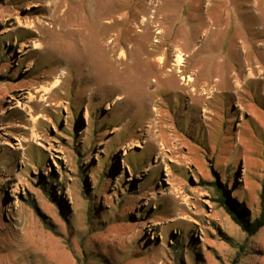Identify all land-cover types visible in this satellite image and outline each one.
Wrapping results in <instances>:
<instances>
[{
	"label": "rangeland",
	"instance_id": "rangeland-1",
	"mask_svg": "<svg viewBox=\"0 0 264 264\" xmlns=\"http://www.w3.org/2000/svg\"><path fill=\"white\" fill-rule=\"evenodd\" d=\"M148 1L0 0V264H264V0Z\"/></svg>",
	"mask_w": 264,
	"mask_h": 264
},
{
	"label": "trees",
	"instance_id": "trees-1",
	"mask_svg": "<svg viewBox=\"0 0 264 264\" xmlns=\"http://www.w3.org/2000/svg\"><path fill=\"white\" fill-rule=\"evenodd\" d=\"M105 165L106 164L104 163L103 168ZM212 184H215L216 187L217 201L227 210L232 220L235 221L242 228V230L247 232L248 235H255L259 229L264 226V181L261 184V193L259 195L261 211L259 215L254 216L252 221L247 218L245 212L241 211V206L236 202V200L230 198L225 187L221 186L218 182H214ZM239 249L245 251V247L242 245L239 246ZM239 258L240 255L237 253L235 258L232 259V262L235 264L238 262Z\"/></svg>",
	"mask_w": 264,
	"mask_h": 264
},
{
	"label": "bare ground",
	"instance_id": "bare-ground-1",
	"mask_svg": "<svg viewBox=\"0 0 264 264\" xmlns=\"http://www.w3.org/2000/svg\"><path fill=\"white\" fill-rule=\"evenodd\" d=\"M88 2H92V0H87ZM157 1V4L155 3ZM160 2L158 1V0H149L148 2H147V8H151V6H153L154 4H156V5H158ZM153 13V12H152ZM154 13H155V11H154ZM154 13H153V15H154ZM155 17V16H154ZM153 16L151 17V18H154ZM150 18V19H151ZM156 19V18H155ZM151 21V20H150ZM156 21V20H155ZM149 21H147L146 20V23H148ZM110 23V22H109ZM146 23H144V26L145 27H147V24ZM108 24V23H107ZM152 24V23H151ZM150 26H152V25H150ZM149 28V27H148ZM139 31V30H138ZM155 31V30H154ZM153 31V32H154ZM141 33H143V32H145V31H140ZM139 32V33H140ZM138 33V32H137ZM163 32L162 31H160L159 29L158 30H156V34H162ZM166 33V32H165ZM163 35V34H162ZM154 41V40H153ZM155 41L156 42H158L159 43V40H156L155 39ZM111 43H112V40L111 41H108L107 42V45H111ZM135 47V46H134ZM134 47H130V49L128 50L129 52L128 53H126V56H125V59L127 60V59H134V57H135V55H136V53L137 52H135L134 51ZM171 48H176V50H177V48H178V50H177V52L180 54V56H179V59L180 60H183L184 58H183V56H182V54H181V50L179 49V46L178 45H175V44H171L170 45V49ZM245 51V50H244ZM244 53V52H243ZM123 59L120 57V58H118V61H122ZM173 73V70L172 71H170V76L171 75H173L172 74ZM235 83V82H234ZM236 84H238L237 82L235 83V85ZM181 87H187V85H184V84H182V85H180ZM128 147H130V144H128Z\"/></svg>",
	"mask_w": 264,
	"mask_h": 264
}]
</instances>
